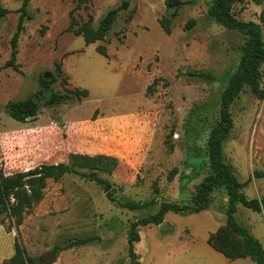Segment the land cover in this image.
<instances>
[{
  "label": "rangeland",
  "instance_id": "1",
  "mask_svg": "<svg viewBox=\"0 0 264 264\" xmlns=\"http://www.w3.org/2000/svg\"><path fill=\"white\" fill-rule=\"evenodd\" d=\"M180 1L188 4L174 20L171 35L159 23L172 12L164 0H131L105 41L87 46L82 37L68 32L77 0H31L33 19H25L18 55L12 59L11 40L24 0H0L11 11L0 21V164L5 174L41 164H70L72 154L105 156L98 172L102 182L68 174L48 182L43 200L20 226L9 214L0 216L36 264L54 248L86 237L97 240L59 251L61 261L55 264H132L131 223L156 214L162 203L190 204L196 186L212 173L208 139L248 38L209 18L213 0ZM121 3L89 0L74 16L79 21L92 17L97 27ZM232 14L259 24L264 40V2L246 0ZM191 20L195 24L186 29ZM99 46L106 48L108 58L98 53ZM10 60L18 72L4 68ZM51 78L57 80L51 86L55 92L80 89L89 96L52 108L42 100L38 116L24 123L7 114L9 102L38 93L41 80ZM260 85L264 90V64ZM230 112L233 128L223 144L224 162L244 184L241 192L248 199H261L264 100L246 88ZM175 168L178 174L169 181ZM211 200L206 211L170 212L163 224L139 228L135 253L141 264H228L207 244L209 235L226 224L228 197L216 189ZM126 202L148 205L132 211L124 207ZM235 217L264 248V212L238 205ZM232 264L255 263L246 259Z\"/></svg>",
  "mask_w": 264,
  "mask_h": 264
},
{
  "label": "trees",
  "instance_id": "2",
  "mask_svg": "<svg viewBox=\"0 0 264 264\" xmlns=\"http://www.w3.org/2000/svg\"><path fill=\"white\" fill-rule=\"evenodd\" d=\"M164 1L167 10L172 12L170 16L162 17L159 23L164 32L167 35H171L174 20L188 2L180 0ZM244 1L246 0H213L209 9L210 19L217 21L224 28L237 31L248 38L237 71L230 77L228 85L221 95L220 120L212 129L208 139L207 150L212 173L207 175L196 186L195 194L190 204L162 203L156 214L131 223L128 231V250L132 264H141L138 255L135 253V245L141 240L139 228L163 224L166 214L170 212L187 215L198 214L208 210L212 201L211 196L216 189H223L228 197L227 218L225 226L220 227L215 233L209 235L207 244L230 261L250 258L255 264H264V248L262 244L246 228L242 227L235 217L238 205H242L256 213H263L264 197L261 199H248L241 192L244 184L237 179L233 167L224 162L223 155V144L233 128V119L230 112L233 103L246 88H249L259 99L264 100V90L260 85V68L264 64L263 29L257 23L238 20L232 14L233 7ZM251 1L257 5H261L264 2V0ZM30 2L31 0H24L22 8L18 11L21 16L11 40L12 59H15L18 55L19 40L25 32V19H33L28 12ZM88 2L89 0H77L76 8L70 13V24L68 27V32L75 34L77 37H82L87 46L105 41L115 26L120 13L127 11L131 5V0H122L119 7L108 11L101 18L98 26L94 27L92 17H89L87 21H79L74 16V13L83 6L86 7ZM10 13V10L3 8L0 4V21ZM128 19L131 20L132 17L130 16ZM193 24H195L194 20L188 22L186 29H190ZM47 29L45 27L42 34ZM97 51L108 58L105 47L99 46ZM4 68H13L17 72L19 70L13 60L8 61ZM56 68L61 73V65L56 64ZM207 77L210 80H214L211 75H207ZM56 81V78L42 79L41 90L25 100L9 102L6 106L7 114L12 119L24 123L28 118H36L38 116L42 100H44L45 106L52 108L69 101H81L89 96L87 90L80 89L75 91L67 90L65 93L55 92L51 86ZM67 81V78L63 79V83ZM104 165L105 156L103 155L93 157L72 154L70 156V164H41L28 171L8 175L5 174L0 164V216L9 214L14 219L15 225L20 226L24 221L25 215L30 213L43 200L49 181L58 182L65 175L77 174L92 181L102 182L98 172L102 171ZM177 174L178 169L175 168L169 175V181L174 180ZM258 177L263 178L264 174H258ZM147 205L126 202L124 207L136 211L145 208ZM7 230L12 232L9 229ZM96 240L97 238L93 237L75 239L69 241L64 248H54L52 252L57 256L59 251L85 246ZM15 251V255L3 264H36L34 259L26 254L18 237H16Z\"/></svg>",
  "mask_w": 264,
  "mask_h": 264
},
{
  "label": "crops",
  "instance_id": "3",
  "mask_svg": "<svg viewBox=\"0 0 264 264\" xmlns=\"http://www.w3.org/2000/svg\"><path fill=\"white\" fill-rule=\"evenodd\" d=\"M15 244H16L15 233L9 232L6 229V227L0 223V264H3L4 262L9 261L15 255V252H16L15 251ZM73 249H75V248H73ZM69 250H72V249H69ZM213 251H215V250H213ZM215 253H216V255L220 254L216 251H215ZM213 255H215V254H213ZM220 255H222V254H220ZM217 257H219V256H217ZM57 258H58V261L59 260L61 261V257L57 256ZM246 259H250V258H246ZM246 259H238L235 261H241V260H246ZM226 261H227L226 263H228V264H232L233 262H235V261H230L228 259H226Z\"/></svg>",
  "mask_w": 264,
  "mask_h": 264
},
{
  "label": "water",
  "instance_id": "4",
  "mask_svg": "<svg viewBox=\"0 0 264 264\" xmlns=\"http://www.w3.org/2000/svg\"><path fill=\"white\" fill-rule=\"evenodd\" d=\"M48 77V75H46V78ZM33 118L30 117L28 118L27 120L30 121L32 120ZM108 190V188H107ZM58 261V258L57 256L53 253V252H49L46 257L41 260L38 264H55L56 262Z\"/></svg>",
  "mask_w": 264,
  "mask_h": 264
}]
</instances>
